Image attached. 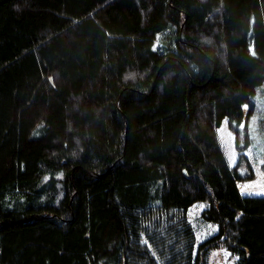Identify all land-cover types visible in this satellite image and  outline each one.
Instances as JSON below:
<instances>
[{"label": "trees", "instance_id": "obj_1", "mask_svg": "<svg viewBox=\"0 0 264 264\" xmlns=\"http://www.w3.org/2000/svg\"><path fill=\"white\" fill-rule=\"evenodd\" d=\"M262 93L264 0H0V264H264L218 136Z\"/></svg>", "mask_w": 264, "mask_h": 264}, {"label": "rangeland", "instance_id": "obj_2", "mask_svg": "<svg viewBox=\"0 0 264 264\" xmlns=\"http://www.w3.org/2000/svg\"><path fill=\"white\" fill-rule=\"evenodd\" d=\"M257 111L252 114L248 122L246 133L242 131L239 140L241 146L246 145L250 140L248 149L239 151L237 145V135L232 129L228 120L223 122L218 128L219 140L223 147L232 168H236L242 177L239 182L243 194L263 197L264 196V94L258 96ZM206 203H197L189 208V222L193 225L196 233L197 243H203L217 233V227L202 219V212ZM208 264H237V256H234L226 248L218 247L208 254Z\"/></svg>", "mask_w": 264, "mask_h": 264}]
</instances>
